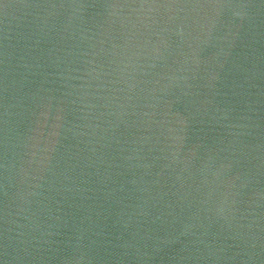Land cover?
Listing matches in <instances>:
<instances>
[{
	"label": "water",
	"instance_id": "95a60500",
	"mask_svg": "<svg viewBox=\"0 0 264 264\" xmlns=\"http://www.w3.org/2000/svg\"><path fill=\"white\" fill-rule=\"evenodd\" d=\"M0 264H264V0H0Z\"/></svg>",
	"mask_w": 264,
	"mask_h": 264
}]
</instances>
